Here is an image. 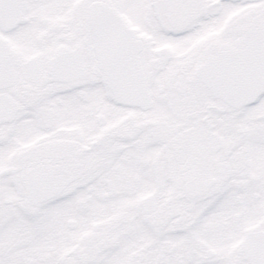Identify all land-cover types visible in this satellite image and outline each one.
I'll return each instance as SVG.
<instances>
[{
    "label": "snow or ice",
    "instance_id": "6c2138e0",
    "mask_svg": "<svg viewBox=\"0 0 264 264\" xmlns=\"http://www.w3.org/2000/svg\"><path fill=\"white\" fill-rule=\"evenodd\" d=\"M0 264H264V0H0Z\"/></svg>",
    "mask_w": 264,
    "mask_h": 264
}]
</instances>
